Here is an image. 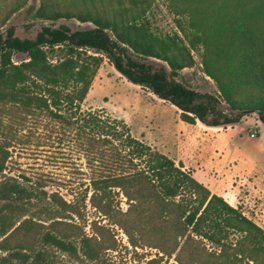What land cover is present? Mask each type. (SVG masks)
I'll return each mask as SVG.
<instances>
[{
    "label": "trees",
    "instance_id": "trees-1",
    "mask_svg": "<svg viewBox=\"0 0 264 264\" xmlns=\"http://www.w3.org/2000/svg\"><path fill=\"white\" fill-rule=\"evenodd\" d=\"M168 1L187 14V28L180 30L183 38L156 36L150 31L145 19L149 0H127L129 7L110 17L97 11H61L41 2L33 15L36 18H75L92 26L41 25L31 38L17 36L13 26L0 30V105L29 116L42 113L71 127L75 137L84 141L88 159L102 167L88 178L93 205L100 208L112 187L121 189L127 200H134L131 190L144 183L176 210V217L190 233L217 246L222 254L227 249L240 250L247 243L254 254L264 256V231L220 195L210 193L180 162L174 163L132 137L121 120L101 109L80 107L104 58L125 80L175 107L185 123L219 126L255 112L264 125V0ZM18 2L0 18V28L20 6ZM197 44L202 48L203 71L233 113L221 110L214 95L176 79L178 71L192 62L190 49ZM13 53L25 58L14 62ZM152 58L163 64L150 61ZM252 86H263V96L244 93ZM7 156L0 145V264H64L55 251L81 263L118 264L100 258L77 225L55 216L71 211L69 202L56 192L39 189L42 185L28 188L4 176ZM43 203L39 210L46 219L24 217L28 204ZM228 231L239 233L238 238L229 242Z\"/></svg>",
    "mask_w": 264,
    "mask_h": 264
},
{
    "label": "rangeland",
    "instance_id": "rangeland-1",
    "mask_svg": "<svg viewBox=\"0 0 264 264\" xmlns=\"http://www.w3.org/2000/svg\"><path fill=\"white\" fill-rule=\"evenodd\" d=\"M15 2L0 0V18ZM41 2L52 9L97 11L108 17L129 7L127 0H19L20 6L9 14L0 30L13 26L17 36L31 38L41 25L64 24L70 29L92 26L75 18H36L33 15ZM180 9L168 0H149L145 19L150 31L156 36L176 34L183 38L180 30L187 28V14ZM201 51L199 44L190 49L192 62L178 71L176 79L194 90L214 95L221 110L233 113L220 99L215 82L203 71ZM24 58L21 53L11 56L14 62ZM150 61L163 64L153 58ZM244 93L263 96V86L247 87ZM80 107L101 109L121 120L132 137L174 163L180 162L210 193L220 195L264 231V125L257 113L247 112L237 122L219 126L199 121L185 123L175 107L125 80L104 58ZM82 142L71 127L61 126L42 113L29 116L0 105V145L8 153L4 176L28 188L42 185L39 189L56 192L69 202L72 210L55 216L77 225L78 232L89 237L90 244L98 249L100 258L118 264H264V256L254 254L247 243L240 250L227 249L222 254L217 246L190 233L181 218L176 217V210L144 183L135 184L131 190L134 200H127L121 189L112 187L100 208L93 205L88 178L97 175L102 167L88 159ZM43 206L44 203L28 204L24 217L46 219L48 216L39 210ZM227 235V240L233 242L239 233L228 231ZM55 253L64 264L96 263H81Z\"/></svg>",
    "mask_w": 264,
    "mask_h": 264
},
{
    "label": "built area",
    "instance_id": "built-area-1",
    "mask_svg": "<svg viewBox=\"0 0 264 264\" xmlns=\"http://www.w3.org/2000/svg\"><path fill=\"white\" fill-rule=\"evenodd\" d=\"M253 135V133H250V136H252Z\"/></svg>",
    "mask_w": 264,
    "mask_h": 264
}]
</instances>
